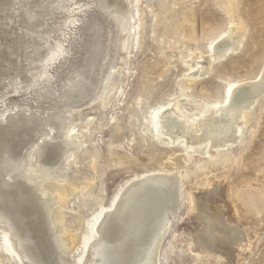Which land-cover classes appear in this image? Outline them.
Segmentation results:
<instances>
[{
    "label": "bare ground",
    "instance_id": "bare-ground-1",
    "mask_svg": "<svg viewBox=\"0 0 264 264\" xmlns=\"http://www.w3.org/2000/svg\"><path fill=\"white\" fill-rule=\"evenodd\" d=\"M87 2L93 3L97 15L83 24L72 8ZM223 3L227 14H232L233 26L219 41L209 44L206 65L199 66L202 70L211 69L242 41L234 1ZM0 4L10 10L0 12V23L23 25L32 35L29 44L35 51L32 65L14 72L12 86L0 90V226L11 236L20 260L25 264H68L69 253L82 244L83 251L75 258L82 264H159L160 245L183 200L182 178L189 177L188 171L135 176L107 207L96 200L98 195L93 198L100 210L90 221L82 218L81 222L75 211L83 202L76 203L71 192L82 191L93 178L88 183L67 178L83 133L94 119L81 122L71 115H79L75 109L87 102L93 87V100L104 107L120 79L121 71L113 65L112 56L128 45L125 0H0ZM13 93L20 96L18 101L8 100ZM263 94L264 70L255 80L229 83L221 100L198 101L191 113L184 107L187 95L181 92L165 109L154 113L151 124L155 136L172 146H180L191 135L194 142L183 150L185 155L193 153L190 175L200 177L207 165L216 171L229 162L228 153L221 150L240 141L251 109ZM224 174L196 180L202 187L215 184L198 197L196 217L216 236L231 230L226 235L231 241L235 231L227 229L221 208L212 210L208 205L211 194L219 192V181L213 179ZM189 203L194 209L191 194ZM196 249L199 253L212 250L203 239Z\"/></svg>",
    "mask_w": 264,
    "mask_h": 264
},
{
    "label": "rangeland",
    "instance_id": "rangeland-1",
    "mask_svg": "<svg viewBox=\"0 0 264 264\" xmlns=\"http://www.w3.org/2000/svg\"><path fill=\"white\" fill-rule=\"evenodd\" d=\"M142 1L125 0L129 39L127 49L112 56L113 65L121 71L115 92L102 107L93 100L96 93L93 87L87 102L75 109L79 115H71L81 122L94 118L84 131L77 156L67 171V178L78 183H88L93 178L82 191L71 192L76 203L83 202L75 214L81 215L79 222L82 218L90 221L100 210L93 198L98 195L96 200L107 207L135 176L188 171L189 177L182 178L184 197L160 245L158 263L264 264V94L251 109L240 141L221 150L228 153L229 162L216 171L207 165L200 177L190 175L193 153L185 155L183 150L186 144L194 142L191 135L182 146H172L167 139L155 136L151 124L154 113L165 109L181 92L188 99L184 101L185 110L191 113L198 101L221 100L229 83L259 77L264 70V0H233L235 22L239 21L243 29L242 41L207 71L199 66L206 65L209 44L219 41L233 26L229 18L232 14H227L224 0ZM74 7L73 13L83 18V24L97 15L92 2ZM9 11L0 4V12ZM114 33L113 30L111 35L117 43ZM30 36L20 23L9 26L5 21L0 23V90L12 86L14 72L32 65L35 51L33 44H29ZM193 65L196 67L191 70ZM23 73L21 76L25 78ZM19 97L14 93L7 96L10 101H18ZM194 148L199 150L196 145ZM36 156L34 152L33 157ZM222 171L223 176L213 179L219 181V192L211 194L208 205L212 210L221 208L227 229L235 231L236 238L231 241L226 237L231 230L216 236L196 217L198 197L215 185L212 183L209 189L197 185V181L213 178ZM88 193L92 195L89 197ZM190 194L194 209H190ZM9 238L7 230L0 226V264H25ZM202 239L211 252L197 251ZM82 246L69 253L68 264H82L75 259L82 253Z\"/></svg>",
    "mask_w": 264,
    "mask_h": 264
}]
</instances>
